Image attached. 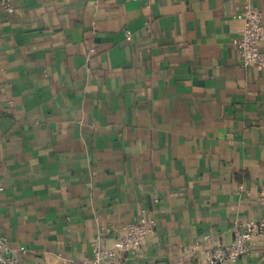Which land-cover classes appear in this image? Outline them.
Masks as SVG:
<instances>
[{"label":"crops","instance_id":"1","mask_svg":"<svg viewBox=\"0 0 264 264\" xmlns=\"http://www.w3.org/2000/svg\"><path fill=\"white\" fill-rule=\"evenodd\" d=\"M12 3L0 236L20 264H78L144 210L156 230L127 264H207L209 235L264 218V64L233 43L244 0ZM236 264H264V236Z\"/></svg>","mask_w":264,"mask_h":264},{"label":"built area","instance_id":"2","mask_svg":"<svg viewBox=\"0 0 264 264\" xmlns=\"http://www.w3.org/2000/svg\"><path fill=\"white\" fill-rule=\"evenodd\" d=\"M259 1L244 0L243 8L237 14L243 21L244 28L240 35L234 38L233 43L246 66L264 64V14ZM0 6L7 12L14 10L12 0H0ZM127 34L131 39V33L128 31ZM156 226L155 215L144 210L124 226L123 232L112 245L104 247L96 241L93 245V256L80 260L78 264H127L128 256L125 253L141 248L147 237L155 232ZM232 230L233 238L229 242L222 241L219 236L207 237V241L213 243L207 249V264H236L241 258L250 255L254 239L264 236V218L240 220L234 224ZM25 252V249L13 248L7 236H0V264H20Z\"/></svg>","mask_w":264,"mask_h":264}]
</instances>
